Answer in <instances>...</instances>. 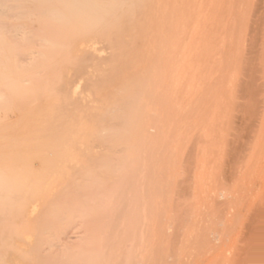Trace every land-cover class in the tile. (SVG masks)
I'll return each instance as SVG.
<instances>
[{
    "label": "rangeland",
    "instance_id": "374dc122",
    "mask_svg": "<svg viewBox=\"0 0 264 264\" xmlns=\"http://www.w3.org/2000/svg\"><path fill=\"white\" fill-rule=\"evenodd\" d=\"M127 1L131 2L129 3ZM98 3L100 8H102L100 14L104 16L101 20L102 27L104 28L100 26V31L97 29V31H94L95 33L93 31H85V33H87L85 34V42L89 43H85V51L87 52H85V58L89 57L88 59L94 58L93 60H95L94 62L90 60L92 65H89V63L85 65V67L89 66L85 68V76H80L77 71L74 76L71 78L69 77L70 73L73 75L74 71L77 69V53H71L76 52L74 49H78L77 42L73 41L72 44L71 41V43H69V35L39 30L40 23L42 22H39L36 17L31 18L32 21L29 23L31 30L29 32L27 30L18 31L17 33L6 31L1 35V37L7 40V46L5 52H3L4 55L1 54V56L11 57L12 63L10 69L14 71L15 80H17L15 83L3 86L0 89V96L5 95L9 98L16 96L21 99H28L22 104L25 108L21 109V112L24 114L26 113L25 115H21L15 105L16 102L12 104L5 103L3 108L0 109V128L3 125H8L9 131L12 132L15 137L17 135H22V140L21 137H16L18 138L17 143L25 144L28 141L30 142L34 134V137L40 136V129L38 127L36 129V126L30 125L32 121L33 124L36 122L35 124L39 126V124H41L39 120L43 117L41 115L50 113L52 108L54 109V105L58 98L62 99L65 97L63 100L68 101L67 104L69 106H64V113H66L68 111L66 107L70 109H73V107L75 108L76 105L74 106L73 103L74 99L77 98L76 94L80 93L78 90L85 92V99H89V103H86L85 100V171L88 169L86 171L87 175L90 173L94 175V178L91 180L92 183H90L88 178L85 179V183H87V185L85 184V191L88 190L87 193L85 192V196L90 193V196H87V198H89L88 201L92 198L89 203L85 200V210L87 212L88 210H92L91 215H93V220H95L92 221L93 223L91 222V226H86V228L89 227L90 229V232L86 231V236L91 235L94 238L97 237L94 240L95 242L93 241L94 238L89 237L92 239V244L90 245L93 246V242L94 244L96 243L97 245L93 247H96L95 249L98 248L100 252L97 254L96 252L98 250H94L93 247L92 249L96 252H91L93 250H91V248V251L88 249L90 245H86V247H88L85 248V259L87 258V261L91 260L93 262V260L98 257L99 259L94 261V264H98L97 261L102 260V257V264H123L122 260H124V264H130L128 258H130V260L132 258L131 264H136L135 262L139 260L136 256L139 255L140 261L138 262L140 264H154V261L155 264H165V262L166 264H216L217 259L218 261L221 260V258H219V252L221 251L226 252V255L221 253V257H225V260L222 259V264H231L232 262L236 264L238 261H234V257H230L232 255L234 256L233 252L235 251L236 255L238 254V246L239 258L237 257L236 260H242V262L244 260L245 262V258L243 257L245 253L247 255L248 252L245 248L247 246V241L249 244L257 243V246L255 244L256 248L254 247L255 249L251 251L250 254L248 253L246 261L252 262V264H264V61L261 60L264 58V52L262 51L264 49V25L262 24L264 23V0H110L100 1ZM106 9L110 10L106 12ZM116 9L117 11L119 9L121 10L117 12ZM8 21L16 23L14 19H8ZM251 21L257 23L255 24ZM251 25H253L252 28H250ZM125 26H127L128 30ZM260 29L262 30L261 33H259ZM255 30L260 34H256L257 40L255 38ZM96 38H99L98 41L99 44H102H100L102 50L99 49ZM165 42L167 44L166 49ZM41 44L43 45L40 46ZM106 47L108 49L107 51ZM249 49L252 52L251 55H249L251 53ZM87 50H91L92 53L91 51L88 53ZM94 51L97 52L95 53ZM63 52L66 57L63 54V60H61ZM107 52L109 53L108 55ZM104 53L109 59H105L106 56ZM98 55L99 57L97 59L95 56ZM252 55L255 57L253 58ZM21 57H24L23 59H25V61L22 60ZM247 57L248 59L252 57L251 59L255 60L256 65L253 63L254 60H244V58ZM247 60L249 62L245 63H247V65L249 63L250 65L248 66L244 63V61ZM26 62L27 64H25ZM29 65H31V67H29ZM247 68L251 69V71ZM253 69L255 70L254 73H252ZM115 71H117V73ZM63 73L66 74V78ZM91 73H93V76ZM135 73H137V75ZM95 74L97 79L94 77ZM253 74H255L256 78L253 80V83L257 88L256 90L259 91L257 92V96H255L254 99L251 98V100L249 98L251 96L249 92H247L249 91L247 88V81L250 80L249 77ZM75 75L79 77L77 78ZM80 77L85 79V81L81 80ZM110 78H113V80H110ZM71 79L73 82L79 80V84L77 82H74L75 85L73 84V87L75 86L76 89L75 87L73 89L71 88L72 90L68 94L66 92L63 93V91H58L66 82L71 83L68 82L72 81ZM223 81H225V83ZM243 81L244 83L246 81V83L242 84ZM85 82L89 83L85 85L83 84ZM84 85L86 86L85 88ZM87 85H90V89H86L88 88ZM79 86L80 88H78ZM237 86L239 87L237 88ZM244 87L246 89H244ZM241 88L244 89V92ZM119 90L121 92H119ZM91 91L93 95L89 96L92 94ZM115 91H117V93ZM122 91H125V93ZM69 94L72 96L67 98ZM240 96L241 98H239ZM93 98L96 100H93ZM69 101H71L72 104ZM90 101L95 105H92ZM251 101H254L253 106ZM122 102L124 104H122ZM254 105H256L257 108L260 107V109H257V111L256 107L253 109ZM114 106H119V110L118 108L115 109ZM112 107L118 112L122 110L117 116V119L120 116V122L118 120L116 121H118L119 124L122 122L123 125L120 124L121 126H118L117 124L118 130L113 129L115 131L110 130L116 128V125L111 126L110 124V130L106 128V122H103L100 126L101 129H104L103 126H105L108 130H101L102 133L105 131L106 136H111L110 132H113L115 134L112 133V135L116 137L117 131V134L120 135L119 137L117 135V138L126 139V141L124 139L122 143L120 141L121 145H119L120 143L118 141L120 139L118 140L115 138L114 141L116 143L115 146L113 145L112 150L117 153L114 154L113 152L111 153L110 150L112 143H114L110 139L111 137L108 140V137L105 136L109 143V147L107 148L104 146V140H102V146V142L100 143L101 140H99L100 138L98 139L96 137V132L99 131V116L103 115L102 118L109 116L107 114L114 110ZM26 108L28 110H25ZM107 109H109L108 113H106ZM247 109H249L248 114L246 113ZM33 111L34 113L36 111L38 113L34 114ZM117 111L115 112L118 113ZM30 112L32 113L31 115ZM115 112L113 114L110 113V117H112ZM148 114H150V116H148ZM96 115L97 117H94ZM28 116L29 118H27ZM246 117L251 118V124L248 122L250 121L248 120L249 118ZM109 118L107 117L104 120L107 121ZM122 118L126 119L123 120ZM110 120L112 124L116 122L113 117ZM113 120L115 122H113ZM119 131H123L124 133L122 134ZM40 133L42 134V132ZM102 133L101 135L103 136ZM122 135H126V137ZM251 136L252 138H250ZM92 138L94 139L92 140ZM90 146L93 152L91 150L89 151L90 148L87 150V147ZM94 147L100 148L99 150L102 152L101 155L104 153L106 158L109 157V161L112 159L111 154H113V156L116 155L113 159L119 162L115 161L116 165L119 164V166L115 165L117 170L114 173L117 182L115 179H113L115 182H110L108 179L112 177L110 170L112 167L114 168V164L105 161L106 158L103 157L104 155L101 156L99 150H94ZM103 148L104 150L106 148L110 153H107V150H105L106 153L103 152ZM122 149H126V151L124 150L125 152L123 153ZM238 149L239 151H237ZM87 151H89L88 154ZM35 154L36 152L33 153V155ZM97 154L98 157L96 158L95 156H97ZM233 155L235 158L233 157L232 160ZM94 157L96 160L98 158H105L104 165H100L102 161L100 160L101 162L99 163V159L98 161H94ZM88 158H92V161L88 160ZM122 158L123 163H120L122 162ZM93 161L97 163V167L94 166V169L93 166H90ZM105 162L108 165L112 164V167L111 165L108 167L110 168L108 174H105V172H107V169H104ZM234 164L237 166L236 168ZM64 169L67 170V175L72 174L67 166H65ZM190 170H193V173ZM64 173L65 172L60 173V177L66 176V173ZM98 173H101L102 177H98ZM44 174L52 175L51 172H45ZM104 175H106V177L108 175V181H106V183ZM109 175L111 177H109ZM96 178L98 179L97 181L95 180ZM99 179H103L104 181H100ZM98 181L102 183V186H100L101 183ZM108 182H113L114 184L112 183L113 185L107 186ZM222 183L223 185H221ZM106 186H110L111 188L108 189V193H106ZM88 188L93 194L89 192L90 190ZM102 192L106 193V195L103 193L105 198L103 196L100 197V193L102 194ZM216 194H218V197ZM180 196L183 197L181 198ZM100 199L104 200V202L102 201L101 203ZM172 199H176L174 201H178L177 204L174 203ZM224 199L227 202H225ZM187 200L190 201L188 202ZM219 200L224 206L220 205L221 207H219L216 205ZM222 201H224L225 204ZM98 202L102 204V207ZM88 204L92 205V209ZM96 204L99 205L101 213L98 211ZM173 204L175 205V209ZM124 205L127 206L125 207ZM187 205L190 206L187 207ZM150 207L157 210L150 209ZM101 209H103L106 214L103 213ZM178 209L181 210V212L183 211L185 215L192 212L194 216L190 214L187 215L188 217L185 216L187 219L184 217L180 219L182 214L180 213L179 216L177 215L180 212ZM176 210L179 212L177 214L174 213L172 216L171 213L176 212ZM98 212L99 215L105 214V222H103V216L102 219L98 218ZM117 213L122 214V216L120 215L121 221H119V223L117 221L118 225L115 223V221L119 219L116 218ZM215 213H217V217ZM150 214L154 216L152 217ZM219 214L221 216L220 221L218 217ZM91 215L89 216L90 220L92 219ZM95 216L96 219H94ZM170 216H172L173 219H171ZM117 217H119V215ZM209 218H215L217 223H219L217 227L219 228V225L222 224V229H219L220 231L217 232L216 227L215 233H212L213 228H211V230L210 227L213 223L214 227L216 226V220L214 219L211 221L210 219L207 222ZM100 220L103 224H101ZM172 220H176L180 225H182V223L186 225L188 221L191 222H188L190 226L187 224L186 227H180V225L177 226L175 221L172 222ZM86 221L87 219L85 220V224H87ZM221 221H224L225 224L223 225ZM170 222H172V229L170 232H167V230L169 231L170 229ZM114 223L118 228L115 229ZM98 224H101L103 227ZM256 224H258V227ZM199 225H202L205 231H201L200 228L202 229V227H199ZM261 225H263V228ZM112 226L114 228H112ZM191 226L192 228L190 229ZM96 228L98 229L96 230ZM173 228L176 229V232H174L179 237L174 235ZM180 228L182 229L181 238L180 234H178ZM225 228L227 229L224 231ZM197 229L198 231H196ZM254 229H256V235H258V232H260L259 230H261L260 234L262 233L263 240L259 237L256 238L257 241H255V237L257 236H255ZM232 232H234V234ZM170 233H173V235ZM130 235L133 238L131 243L134 244L132 245V247H134L132 249L130 248V250H126L130 244V240H132L130 239ZM169 236L170 240L168 238ZM211 236H215V238H213V240L215 239L214 241L210 238ZM174 237L180 238L181 243L177 242L179 247L173 242V240H178ZM215 241H217L216 244H214ZM170 242L176 245V249H178L177 253L175 252V246H172ZM201 242L203 244L202 247H200ZM210 242L211 246H208ZM179 243L181 245L186 243V247L185 245L181 246ZM169 244L173 249L169 247ZM213 244L214 246H212ZM227 244H229V246ZM101 245L102 247H100ZM165 247L168 250L165 249ZM259 248H261L260 251ZM248 249L249 248H247V250ZM125 250L131 253H124ZM249 250L252 249L250 248ZM171 251H173L174 255L171 254ZM254 252L258 253L255 254L254 259L252 257L250 258L251 255H254ZM90 253H96L97 257L95 259L93 257L92 259V256L95 254L90 257ZM141 254L144 256V259ZM127 255L133 257H127ZM163 256H165L164 259ZM170 257L172 259L174 258L175 262L171 260ZM216 257L217 259L215 260L214 258ZM184 258L187 259V263ZM87 261L85 260V264H88ZM199 261L200 263H198ZM230 261L232 262L230 263Z\"/></svg>",
    "mask_w": 264,
    "mask_h": 264
},
{
    "label": "bare ground",
    "instance_id": "6f19581e",
    "mask_svg": "<svg viewBox=\"0 0 264 264\" xmlns=\"http://www.w3.org/2000/svg\"><path fill=\"white\" fill-rule=\"evenodd\" d=\"M100 1H110V0H0V56L1 54H3V52H5V48L7 46V40L4 38V37H1V35H3L6 31H12V32H18V31H22V30H27L28 32L31 30V27L29 26V23H31V18L32 17H36L37 20L39 22H42L40 23V28L39 30L43 31V32H54V33H57V34H62V35H69L70 37L68 38V41L69 43H71L72 41V44H73V41L77 42V48L78 49H74V51L76 52H71L72 54L73 53H77V58H78V64H77V69L74 71L73 75H71L70 73V78L72 76H74V74L79 73L80 76H85V68L86 67H89V66H86L88 63L89 65H92L91 64V61H95L93 59H88V58H85V31H97V29L99 30L100 26L101 28H104L102 27V22L101 20L104 18V16H102L100 14V11L102 10V8H100V5L98 2ZM117 1V0H116ZM136 1V0H135ZM238 1V0H237ZM263 1V0H262ZM119 2V1H118ZM127 2H131V1H127ZM127 2H124V3H127ZM117 3V2H116ZM123 3V4H124ZM122 4V5H123ZM186 5V4H185ZM261 5V4H260ZM126 6V5H125ZM114 7V6H113ZM121 7V5H120ZM178 7V6H177ZM119 8V7H118ZM170 8V7H169ZM126 9V7H125ZM258 9V8H257ZM110 10V9H109ZM108 9H106V12L109 11ZM121 10V9H119ZM118 10V11H119ZM117 11V9H116ZM115 11V13H116ZM117 11V12H118ZM255 12V11H254ZM114 13V11H113ZM257 14V12H256ZM111 15V14H110ZM258 16V15H257ZM263 16V15H262ZM118 17V15H117ZM256 17V16H254ZM169 18V17H168ZM261 18V17H260ZM8 19H14L16 20V23L14 22H11V21H8ZM260 20V19H259ZM263 20V19H262ZM114 21V20H113ZM258 21V20H257ZM261 21V20H260ZM170 22V21H169ZM253 23H255V21H251ZM259 22V21H258ZM262 22V21H261ZM257 23V22H256ZM255 23V24H256ZM37 24V23H35ZM259 24V23H258ZM257 24V26H258ZM264 25V23H262ZM254 25V24H253ZM250 28H252V26ZM33 27V26H32ZM126 29H127V26H125ZM259 27V26H258ZM255 28V27H254ZM253 28V30H254ZM125 29V30H126ZM160 29V27H159ZM128 30V29H127ZM37 31V30H36ZM100 31V30H99ZM257 30H255V38L257 40V37H256V34L258 32H256ZM261 29H260V32L261 33ZM38 32V31H37ZM237 32V31H236ZM252 32V31H250ZM254 32V31H253ZM95 33V32H94ZM258 33V35H260ZM7 34V33H6ZM5 34V36H6ZM27 34V33H26ZM97 34V32H96ZM114 34V33H113ZM254 34V33H253ZM91 35V34H90ZM235 35V34H234ZM264 35V33H263ZM17 38V37H16ZM19 38V37H18ZM30 38V37H29ZM92 38V36H91ZM160 38V36H159ZM254 38V40H255ZM260 38V37H259ZM35 39V38H34ZM37 39V38H36ZM97 39V38H96ZM99 39V38H98ZM98 39L96 40L98 43L97 45L99 44V41ZM128 39V38H127ZM18 40V39H17ZM32 40V38H31ZM38 40H41V39H38ZM43 40V39H42ZM93 40V39H92ZM103 40V39H102ZM114 40V39H113ZM129 40V39H128ZM252 40V39H251ZM46 41V40H45ZM263 41V40H262ZM33 42V41H32ZM35 42V41H34ZM42 42V41H41ZM44 42V41H43ZM61 42V41H60ZM114 42V41H113ZM62 43V42H61ZM157 43V42H156ZM253 43V41H252ZM64 44V43H63ZM86 44H89V43H86ZM94 44V42H93ZM101 44V43H100ZM100 44H99V49L100 48ZM114 44V43H113ZM116 44V43H115ZM171 44V43H170ZM43 44H41L40 46H42ZM47 45V43H46ZM57 45V44H56ZM96 45V47H97ZM102 45V44H101ZM107 45V44H106ZM165 49L167 48V44L165 42ZM37 46V45H36ZM65 46V45H64ZM104 46V45H103ZM50 47V46H49ZM74 47V46H73ZM76 47V45H75ZM74 47V48H75ZM95 47V48H96ZM105 47V46H104ZM108 47V46H107ZM106 47V51L108 50ZM170 47V46H169ZM235 47V46H234ZM37 48V47H35ZM45 48V47H44ZM64 48V47H63ZM227 48V47H226ZM252 48V46H251ZM91 49V47H90ZM94 49V48H92ZM261 49V48H260ZM66 50V49H65ZM63 50V51H65ZM97 50V49H96ZM102 50V49H101ZM71 51V50H70ZM88 53L91 51L87 50ZM98 51V50H97ZM96 51V52H97ZM244 51V50H243ZM242 51V52H243ZM264 52V49L262 50ZM21 52V51H20ZM62 52V50H61ZM95 52V51H94ZM93 52V53H94ZM95 52V53H96ZM105 52V50H104ZM249 52H251V50L249 49ZM16 53V52H15ZM87 53V52H86ZM92 53V51H91ZM100 53V51H99ZM98 53V54H99ZM63 54L64 52L62 53V59L63 60ZM109 53L107 52V55ZM252 52L249 54L251 55ZM4 55V54H3ZM41 55V54H39ZM47 55V54H46ZM65 55V54H64ZM95 55V54H93ZM100 55V54H99ZM98 56H95L97 59H98ZM105 55V53H104ZM107 55H105V59L109 57H107ZM254 55V53H253ZM252 57L254 58L255 56ZM19 56V55H18ZM72 56V55H71ZM88 56V55H87ZM125 56V55H124ZM20 57V56H19ZM54 57H55V54H54ZM66 57V55H65ZM64 57V58H65ZM157 57V56H156ZM251 57V58H252ZM264 57V55H263ZM22 60L25 61V59H23L24 57H21ZM61 58V57H60ZM59 58V59H60ZM71 58V57H70ZM75 58V57H74ZM76 58V59H77ZM154 58V57H153ZM248 57L247 58H244L245 59H248L249 61H251L252 59ZM47 59V58H46ZM58 59V60H59ZM107 59V61H108ZM21 60V59H19ZM54 60V59H53ZM57 60V61H58ZM91 60V61H90ZM154 60V59H153ZM244 61L245 62H249V61ZM254 60V59H253ZM252 60V61H253ZM264 61V58L261 59ZM27 61V60H26ZM87 61V62H86ZM106 61V62H107ZM17 62V60H16ZM56 62V61H55ZM54 62V64H55ZM62 62V61H61ZM92 62V63H93ZM100 62V61H99ZM11 63H12V59L10 56H1L0 57V89L3 87V86H7V85H10L11 83H15V73L14 71H12L10 68H11ZM23 63V62H22ZM52 63V62H51ZM63 63V62H62ZM105 63V62H104ZM243 63V65H244ZM255 64V60L253 62ZM21 64V63H20ZM27 64V62L25 63ZM252 64V63H251ZM252 64V65H254ZM17 65V64H16ZM38 65V64H37ZM73 65V64H71ZM103 65V64H102ZM245 65H247V63H245ZM248 65H250L248 63ZM247 65V66H248ZM251 65V66H252ZM256 65V64H255ZM24 66V65H23ZM57 66V65H56ZM62 66V65H61ZM64 66V65H63ZM62 66V67H63ZM108 66V65H107ZM246 66V67H247ZM264 66V65H263ZM18 67V66H17ZM29 67H31V65H29ZM47 67V66H46ZM44 67V68H46ZM53 67V66H52ZM51 67V68H52ZM65 67V66H64ZM93 67V66H92ZM91 67V68H92ZM142 68V67H141ZM250 68V67H249ZM253 68V66H252ZM20 69V68H19ZM56 69V68H55ZM64 69V68H63ZM69 69V68H68ZM131 69V67H130ZM243 69V68H242ZM248 69V68H247ZM263 69V68H262ZM28 70V69H26ZM39 70V69H38ZM48 70V69H47ZM62 70V69H60ZM73 70V69H71ZM88 70V69H87ZM94 70V69H92ZM109 70V69H108ZM251 71V69H248ZM30 71V70H28ZM27 71V72H28ZM53 71H54V68H53ZM91 71V70H90ZM135 71V70H134ZM254 73V69L252 70ZM40 72V71H38ZM49 72V71H48ZM96 72V71H95ZM117 73V71H115ZM224 72V71H223ZM257 72V71H256ZM97 73V72H96ZM121 73V72H120ZM231 73V71H230ZM251 73V72H250ZM36 74V73H35ZM93 73H91L92 75ZM137 75V73H135ZM49 75V74H48ZM53 75V74H52ZM51 75V76H52ZM55 75V74H54ZM63 75H65V78H66V74L63 73ZM90 75V74H89ZM100 75V74H99ZM118 75V74H117ZM121 75V74H119ZM259 75V74H258ZM263 75V73H262ZM67 76V77H68ZM77 76V78L79 77L78 75H75ZM93 76V75H92ZM102 76V75H101ZM24 77V76H23ZM64 77V76H63ZM96 79V74L94 76ZM104 77V76H103ZM117 77V76H116ZM227 77V76H226ZM64 78V80H65ZM262 78V77H261ZM63 79V78H62ZM81 80L85 81V79H82V77H80ZM246 79V78H245ZM249 81H247V86L244 85L245 87L248 88L249 91V94L251 97H249L250 99H254L255 96H257V91L254 83H253V80L256 79L255 78V74L253 75H250L249 77ZM68 80V79H67ZM72 80V79H71ZM89 80V79H88ZM110 80H113V78H110ZM165 80V79H164ZM242 80V79H240ZM53 81V80H52ZM96 81V80H94ZM98 81V80H97ZM167 81V80H166ZM245 81V83H246ZM68 82H71V83H67L65 85H63L60 89H58V91H63L66 92L67 94L71 92V90L75 87H73V84L74 82H77L79 84V80L77 81H68ZM152 82V80H151ZM225 83V81H223ZM249 82V83H248ZM56 83V82H55ZM65 83V81H64ZM87 82L83 83L86 85ZM89 83V82H88ZM87 83V84H88ZM100 83V82H98ZM114 83V82H113ZM162 83V82H160ZM244 81L242 82V84H245ZM72 84V86H71ZM77 84V85H78ZM70 85V86H69ZM75 85V84H74ZM82 85V84H81ZM84 85V88L86 87ZM162 85V84H161ZM44 86V85H43ZM117 86V85H116ZM119 86V85H118ZM225 86V85H224ZM242 86V85H241ZM263 86H264V83H263ZM88 88L86 89H90V85L88 86ZM239 86H237L238 88ZM244 87V89H246ZM72 88V89H71ZM80 88V86L78 87ZM260 88V87H259ZM76 89V87H75ZM83 89V87H82ZM243 89V88H241ZM240 89V91H241ZM244 89L242 90L244 92ZM85 90V89H84ZM224 90V89H223ZM80 91L79 94H76L77 98L74 99V106L75 108L73 107V109H70V108H67L66 109L68 110L66 113H64V106H69L67 104L68 101H64L63 99L65 98H62V99H59L56 101L55 105H54V109L52 108L51 112L48 113L47 115L44 114V115H41L43 116L40 121L41 124H39V126H37L34 122L33 124V121L30 123V125H34L36 126V129L37 127L40 129L39 130V135L40 136H37V137H34L32 136V140H30V142L28 141L27 143L25 144H21V143H17V139L21 136L17 135L16 138L15 135L10 132L9 130V126L8 125H3L1 128H0V264H85V260L87 261V258L85 259V248H88L86 247V245H90L92 244V239L90 238H94L92 237L91 235L89 236H86L87 232H90L89 230V227L86 228V226H91V222L92 221H95L93 220V215H91V211L92 210H88V212L85 210V204L86 202L88 201L89 198H87V196L89 197L90 196V193L87 194V196H85V192L87 193L88 190L85 191V184L87 185V183H85V179L88 178L90 180V183L91 180L94 178V175L93 174H89L87 175V170L85 171V100H86V103L88 102L89 103V99H85V92H82L81 90H78ZM117 93V91H115ZM119 92H121L119 90ZM123 92V91H122ZM87 93V91H86ZM92 94H90L89 96L93 95V92L91 91ZM125 93V91L123 92ZM240 93V92H238ZM238 93H237V96H238ZM260 93V92H259ZM60 94V93H58ZM74 94V93H73ZM88 94V93H87ZM243 94V93H242ZM245 94V93H244ZM264 94V93H263ZM119 95V94H118ZM62 96V94H61ZM65 96V94H64ZM72 96V95H71ZM70 94L68 95L67 98H70L71 97ZM87 96V97H89ZM115 96V95H113ZM249 96V95H248ZM247 96V97H248ZM263 96V95H262ZM93 97V96H92ZM117 97V96H116ZM243 97V96H242ZM19 98V97H18ZM16 96L15 97H12V98H9L8 96L6 97L5 95H1L0 96V109L3 108V106L5 105V103H9V104H12V103H15L17 109L20 111L21 115H25L23 112H21V109L22 108H25L22 106L23 102L26 101L28 98H19L18 99ZM110 98V97H109ZM156 98V97H155ZM204 98V97H203ZM202 98V99H203ZM241 98V96L239 97ZM248 98V99H249ZM95 98H93L94 100ZM111 99V98H110ZM251 99V100H252ZM69 100V99H68ZM96 100V99H95ZM119 100V99H118ZM117 100V101H118ZM72 101V100H71ZM69 101L71 104L72 102ZM121 101V100H119ZM127 101V100H126ZM238 101V100H237ZM236 101V102H237ZM255 101V100H254ZM254 101L252 103V106L254 104ZM91 102V101H90ZM94 102V101H93ZM110 102V101H109ZM124 102V101H123ZM122 102V104H124ZM259 102V101H258ZM261 102V100H260ZM127 103V102H126ZM250 103V102H249ZM65 104V105H64ZM92 105H95L91 102ZM239 104V103H238ZM263 104V103H262ZM261 104V105H262ZM42 105V104H41ZM129 105V104H128ZM123 106V105H122ZM120 106V107H122ZM149 106V105H148ZM240 106V105H239ZM133 107V106H132ZM256 107V105H254L253 109ZM37 108V107H36ZM113 108V107H112ZM115 109L118 108L119 110V106H114ZM113 108V109H114ZM202 108V107H201ZM246 108V107H245ZM249 108V107H248ZM250 108H251V105H250ZM39 109H42V108H39ZM65 109V111H66ZM92 109V108H91ZM113 110L111 111L110 109V113H114L115 111L117 110ZM123 109V108H121ZM129 109V108H128ZM237 109V108H236ZM253 109H252V112H253ZM257 109H260L256 107V111ZM7 110V109H6ZM25 110H28L27 108ZM37 110V109H35ZM88 110V108H87ZM108 110L106 111V113H108ZM248 110L246 111V113L248 114ZM87 112V111H86ZM118 112V111H117ZM122 112V110H121ZM120 111L118 113L115 112V114L112 116L114 118V120H118L120 122V116L118 117L117 119V116L118 114L121 113ZM129 112V111H127ZM255 112V111H254ZM34 113V111H33ZM36 114L38 113L37 111L35 112ZM34 113V114H35ZM41 113V112H40ZM91 113V112H90ZM94 113V112H93ZM105 113V114H106ZM110 113H108L107 115L109 116H106L104 115L105 118H102V116H99V126L100 124H102L103 122H106V128L110 130L111 126H115L116 125V128H112V130L110 131H115L113 129H117V124L118 126L120 124L123 125V123L121 122L119 124L118 121H114L115 122L114 124L111 123V118L110 117ZM203 113V112H202ZM32 113L30 112V115ZM43 114V113H42ZM94 114H97V113H94ZM242 114V113H241ZM246 114V115H247ZM261 114V113H260ZM88 115V114H87ZM116 115V116H115ZM202 115V114H200ZM210 115V114H209ZM91 116V115H90ZM148 116H150V114H148ZM244 116V115H242ZM34 117V116H33ZM94 117H97L94 116ZM109 118L106 120V118ZM116 117V119H115ZM126 117V116H125ZM132 117V115H131ZM29 118V116L27 117ZM93 118V117H92ZM239 118V117H238ZM246 118H249L248 122H250V124L252 123L251 121V118L250 117H246ZM33 119V118H32ZM103 119V121H102ZM123 119V118H122ZM121 119V120H122ZM126 119V118H125ZM123 119V120H125ZM245 119V118H244ZM200 120V119H199ZM231 120V119H230ZM26 121V120H25ZM234 121V120H233ZM241 121V120H240ZM125 122V121H124ZM128 122V121H127ZM126 122V123H127ZM230 122V121H229ZM236 122V121H235ZM247 123V121H246ZM98 124V123H97ZM111 124V126H110ZM128 124V123H127ZM126 125V124H124ZM183 125V124H182ZM22 126V124H21ZM33 126V127H34ZM98 126V125H97ZM98 126V129L99 131L96 132V137L101 140L100 143L102 142V146H103V141L105 142L104 146L109 147V143H108V140L109 138L114 142L112 143V146L110 147V150H111V153L113 152L114 153H117L115 151L112 150V147L113 145L115 146V138H117V131H116V137H114V135H112V133L110 132L111 136H106L105 134V131L102 133L101 130H107L105 128V126H103L104 129H101V126L99 127ZM121 126V125H120ZM110 127V128H109ZM249 127V126H248ZM251 127V125H250ZM35 128V127H34ZM33 128V130H34ZM123 128V127H122ZM203 128V127H201ZM256 128V127H255ZM128 129H129V126H128ZM32 130V129H31ZM118 130V129H117ZM121 130V129H120ZM124 130V129H122ZM186 130V129H185ZM18 131V130H17ZM108 131V130H107ZM42 132V134L40 133ZM120 133H124L123 131H119ZM118 132V133H119ZM149 132V131H148ZM163 132V131H162ZM101 133L103 134V136L101 135ZM164 133V132H163ZM115 134V133H113ZM153 134V133H152ZM151 134V135H152ZM256 134V133H255ZM109 135V134H107ZM95 136V135H94ZM101 136V137H100ZM108 137V140L107 138ZM120 135H118L119 137ZM123 136V135H122ZM164 136V135H163ZM199 136V134H198ZM219 136V135H218ZM233 136V135H232ZM95 137V138H96ZM103 137V138H102ZM114 137V139H113ZM123 137H126L123 136ZM162 138V137H161ZM235 138V137H233ZM252 138V136L250 137ZM255 138V137H254ZM23 139V137H21V140ZM94 138H92L93 140ZM120 143L124 142V139L123 138H117ZM20 140V141H21ZM97 140V141H99ZM172 140V139H171ZM236 140V139H235ZM234 140V141H235ZM95 141V140H94ZM126 141V139H125ZM92 142V141H91ZM200 142V141H199ZM118 143V144H119ZM121 143L119 145H121ZM175 143V142H174ZM107 144V145H106ZM233 144V143H232ZM249 144V143H247ZM91 145V144H90ZM95 145V144H94ZM111 145V144H110ZM117 145V144H116ZM146 145V144H145ZM243 145V144H242ZM250 145V144H249ZM101 146V144H100ZM232 146V145H231ZM99 147V146H98ZM118 147V146H117ZM239 147V146H238ZM245 147V146H244ZM247 147V146H246ZM90 148V149H89ZM94 147V150H97L98 148ZM105 148V150H107ZM179 148V147H178ZM229 148V147H228ZM249 148V147H248ZM89 149V151L93 150L91 149V146L90 147H87V150ZM100 149V148H99ZM98 149V150H99ZM102 149V147H101ZM234 149H235V146H234ZM241 149V148H240ZM244 149V148H243ZM104 148H103V152H105ZM116 150V149H115ZM120 150V149H119ZM126 151V149H122L123 153ZM229 150V149H227ZM89 151H87V154L89 153ZM166 151V150H165ZM239 151V149L237 150ZM241 151V150H240ZM246 151V150H245ZM36 152V156L33 155V153ZM93 152V151H92ZM109 151L107 150V153ZM155 152V151H154ZM206 152V151H205ZM216 152V151H215ZM102 152H100L99 150V154L101 155ZM106 153V152H105ZM110 153V152H109ZM229 153V152H228ZM94 154H95V151H94ZM112 155V159L114 158V155ZM104 155V153L102 154ZM101 155V156H102ZM107 155V154H106ZM109 155V154H108ZM35 156V157H33ZM91 156V154H90ZM165 156V155H164ZM239 156V155H238ZM92 157V156H91ZM96 158L98 157V154L97 156H95ZM94 157V161H98L99 159V163L101 162V166L104 165V159L106 158L105 155L103 157L105 158H98L96 160V158ZM192 157V156H191ZM195 157V156H194ZM230 157H231V154H230ZM233 157L234 155L232 156V160H233ZM240 157V156H239ZM109 158V157H108ZM108 158L105 159V161H109ZM118 158V157H117ZM124 158V157H123ZM123 158H122V162L120 163H123ZM227 158V157H226ZM235 158V157H234ZM92 159V158H91ZM90 158H88V160L92 161ZM109 161V162H112V164H114V168L112 167V164L111 167L112 169L110 170L111 171V175L112 177L109 175V177L111 178H108V175L105 178V183L106 181H114L116 180V178L114 176H116L114 173L116 172L117 168H115V159H113V161ZM121 159V158H119ZM190 159V158H189ZM231 159V158H230ZM241 159V158H240ZM101 160V161H100ZM195 160H196V157H195ZM209 160V159H208ZM228 160V159H227ZM231 160V161H232ZM235 160V159H234ZM242 160V159H241ZM94 161L92 162V164L90 165L91 167L93 166V169H94V166L97 167V163ZM191 161V159H190ZM236 161V160H235ZM243 161V160H242ZM118 162V161H117ZM213 162V160H212ZM103 163V164H102ZM119 163V162H118ZM164 163V162H163ZM211 163V162H210ZM225 163V161H224ZM168 164V163H167ZM188 164H189V161H188ZM223 164V163H222ZM107 165V167H106ZM110 165L106 164L105 162V168L104 169H107V172H105V174L109 173V169L108 168ZM119 166V164H117ZM116 165V166H117ZM121 165V164H120ZM123 165V164H122ZM190 165V164H189ZM65 166L68 167V169H70L71 173L72 174H69L67 175V170L64 169ZM172 166V165H171ZM187 166V165H186ZM235 168L237 167L235 164H234ZM100 167V166H99ZM193 167V166H192ZM224 167V166H223ZM101 169V167H100ZM102 169V170H104ZM180 169V168H179ZM183 169V167H182ZM181 169V170H182ZM190 169H191V166H190ZM218 169V168H217ZM223 169V168H222ZM225 169V168H224ZM228 169V168H227ZM232 169V168H231ZM97 170V169H96ZM101 170V171H102ZM114 170V171H113ZM185 170V168H184ZM188 170V169H187ZM100 171V172H101ZM113 171V173H112ZM191 171V170H190ZM45 172H51L52 175H47V174H44ZM62 172H65L64 174L66 176H61L60 177V173ZM86 172V174H85ZM89 172V171H88ZM104 172V171H103ZM193 173V170L191 171ZM221 172V171H220ZM93 173V172H92ZM227 173V171H226ZM225 173V174H226ZM231 173V172H230ZM56 174V175H55ZM95 174V173H94ZM97 174V173H96ZM179 174V173H178ZM232 174V173H231ZM236 174V173H235ZM180 175V174H179ZM182 175V174H181ZM186 175V174H185ZM96 176V175H95ZM102 177L101 173L99 174L98 173V177ZM156 176V174H155ZM189 176V175H187ZM186 176V177H187ZM221 176V174H220ZM90 177V178H89ZM97 177V178H98ZM158 177V176H157ZM192 177V176H191ZM95 179L96 181L98 179ZM108 178V179H107ZM164 178V176H163ZM176 178V177H175ZM182 178V177H181ZM101 179V180H103ZM115 179V180H113ZM183 179V178H182ZM199 179V178H198ZM241 179V178H240ZM100 180V179H99ZM100 180V181H101ZM103 180V181H104ZM127 180V179H126ZM188 180V178H187ZM192 180V179H191ZM218 180V179H217ZM236 180V179H235ZM95 181V182H96ZM102 181V182H103ZM183 181V180H182ZM190 181V180H189ZM99 182V181H98ZM117 182V180H116ZM101 183V182H99ZM113 183V182H112ZM112 183H109L107 184L108 185H111ZM224 183V182H223ZM223 183L221 185H223ZM114 184V183H113ZM112 184V185H113ZM151 184V183H150ZM89 186V185H88ZM98 186V185H97ZM102 186V183L101 185ZM104 186V185H103ZM105 187V189H107L106 193H108V189H111L110 186L109 187ZM92 187V186H91ZM181 187V186H180ZM197 187V186H196ZM220 187V186H219ZM90 188V187H89ZM88 188V189H89ZM99 188V187H98ZM226 188V187H225ZM229 188V187H228ZM240 188V186H239ZM219 189V188H218ZM221 189V188H220ZM90 190V189H89ZM184 190V189H183ZM212 190V189H211ZM228 190V189H227ZM103 191V190H102ZM110 191V190H109ZM222 191V190H221ZM89 192L92 193V191L90 190ZM177 192V191H176ZM192 192V190H191ZM223 192V191H222ZM103 193L105 192H102V194L100 193V197L103 196ZM105 193V195H106ZM126 193V192H125ZM159 193V192H158ZM127 194V193H126ZM192 194V193H191ZM163 195V194H162ZM186 195V193H185ZM152 196V195H151ZM187 196V195H186ZM192 196V195H191ZM190 196V198H191ZM216 196L218 197V194H216ZM99 197V196H98ZM104 197V196H103ZM181 198L183 196H180ZM210 197V196H209ZM105 198V197H104ZM189 198V197H188ZM92 198H90L91 200ZM127 199V197H126ZM212 199V197H211ZM230 199V198H229ZM86 200V202H85ZM89 200V201H90ZM125 200V199H123ZM176 200V199H174ZM172 199V201H174ZM178 200H179V197H178ZM184 200V199H183ZM223 200V199H221ZM243 200V199H242ZM88 201V203H89ZM99 201V200H98ZM102 201L104 202V200H101L100 199V202L102 203ZM129 201V200H128ZM180 201V200H179ZM188 202L190 200H187ZM225 201V199H224ZM222 201V202H224ZM178 202V201H177ZM177 202L174 201V203L177 204ZM227 202V201H225ZM224 202V204H225ZM235 202V201H234ZM99 203V202H98ZM99 203V205L102 207V204ZM200 203V202H199ZM219 203V204H218ZM157 204V203H156ZM262 204V203H261ZM99 205L96 204V207H98V211L100 212L99 210ZM174 205V204H173ZM180 205V203H179ZM219 207H221L223 204H221L220 200L219 202H217V204ZM221 205V206H220ZM88 206L91 208L92 205L88 204ZM106 206V205H105ZM125 207L127 205H124ZM123 206V207H124ZM190 206V205H187V207ZM192 206V204H191ZM224 206V205H223ZM228 206V204H227ZM235 206V205H234ZM88 207V209H89ZM193 207V206H192ZM215 208V207H214ZM92 209V208H91ZM96 209V208H95ZM104 209V208H103ZM101 209V210H103ZM118 209V208H117ZM150 209H153L152 207H150ZM165 209V208H164ZM174 209H175V205H174ZM181 209V207H180ZM190 209V208H189ZM228 209V208H227ZM106 210V209H105ZM125 210V209H124ZM123 210V211H124ZM153 210H157V209H153ZM159 210V209H158ZM179 210V209H178ZM176 210V212H173L171 213L172 216L174 213H179L177 214L178 216L180 215V213L182 214L180 219H182V217L186 218L187 219V215H190L192 214L189 213L187 215L183 214L184 212L181 210ZM225 210V208H224ZM85 211H86V214H85ZM167 211V210H166ZM165 211V212H166ZM173 211V210H172ZM228 211V210H227ZM226 211V212H227ZM99 212L97 213V215H99ZM119 212V210H118ZM156 212V211H155ZM101 213V212H100ZM103 213L104 210H103ZM120 213H121V210H120ZM120 213H117V216L119 215V217L116 216V218H119L116 220L115 218V223L117 224V221L119 223L120 220V215L122 216V214ZM154 213V212H153ZM164 213V212H163ZM106 214V213H105ZM105 214L104 215H99L98 218L102 219V216L104 218V221L105 222ZM147 214V213H146ZM216 214V217H217V213ZM92 216V219L90 220L89 219V216ZM152 215V214H150ZM184 215V216H183ZM193 215V214H192ZM223 215V214H222ZM86 216V217H85ZM149 216V215H148ZM154 215H152L153 217ZM171 217V219H173V217ZM187 216V217H185ZM194 216V215H193ZM261 216V215H260ZM88 217V218H87ZM107 217V216H106ZM177 217V216H176ZM215 217V218H216ZM219 221L221 220V216L219 214ZM235 217V216H234ZM91 218V217H90ZM179 218V217H177ZM194 218V217H193ZM192 218V219H193ZM202 218V216H201ZM205 218V216H204ZM215 218H209L207 220V222L211 219L214 220ZM239 218V217H238ZM87 219V224H85V220ZM96 219V216L95 218ZM154 219V218H153ZM189 219V218H188ZM223 219V218H222ZM243 219V218H242ZM89 220V221H88ZM190 220V219H189ZM216 220V219H215ZM224 220V219H223ZM98 221V220H97ZM159 221V220H158ZM175 221L176 225L179 226L180 224H178L179 222H176V220H172V222ZM187 221V220H185ZM184 221V223H185ZM204 221V220H203ZM101 222V220H100ZM103 222H101V224H103ZM149 222V221H148ZM170 222V224L172 223ZM183 222V221H181ZM189 223L191 221H188ZM188 222L186 223V225L188 224ZM200 222V221H199ZM205 222V221H204ZM214 222V221H213ZM222 222V221H221ZM89 223V225H88ZM93 223V222H92ZM114 223V226L116 225ZM201 223V222H200ZM223 225L225 224L224 221L222 222ZM101 224H98L100 226H102ZM107 224V223H106ZM202 224V223H201ZM212 224V223H211ZM219 223H217V220H216V226L214 227V223H213V227L211 226V228H213V232L212 233H215V228L217 227ZM253 224V223H252ZM95 225V224H94ZM97 225V227H98ZM118 225V224H117ZM169 225V224H168ZM185 224L182 223V225H180V227H183L185 226ZM203 225V224H202ZM202 225L199 227H202ZM222 224H220L219 228L217 227L216 230L217 232L220 231L222 229L221 227ZM249 225V224H248ZM251 225V224H250ZM260 225V224H259ZM93 226V224H92ZM172 224L170 225V229L169 231L167 230V232H170V230L172 229L171 228ZM175 226V225H174ZM188 226H190V224H188ZM193 226V225H192ZM192 226L190 227V229L192 228ZM208 226V224H207ZM234 226V225H233ZM256 226L258 227V224H256ZM262 228H263V225H261ZM96 227V226H94ZM103 227V226H102ZM101 227V228H102ZM153 227V226H152ZM256 227V229H257ZM91 228V227H90ZM100 228V227H99ZM112 228H114L112 226ZM118 228V226H115V229ZM151 228V227H150ZM165 228V227H164ZM189 228V227H188ZM205 228H206V225H205ZM228 228V227H227ZM225 228L224 231L227 229ZM88 229V230H87ZM98 228H96L97 230ZM175 228H173V233L175 236H178L177 234H175L176 232V229L174 230ZM178 229V227H177ZM185 229V228H184ZM183 229V230H184ZM220 229V230H219ZM256 229L255 230V241L256 238H259L261 237V239L263 240L262 238V233L260 234L261 230H259L260 232H258V235H256ZM261 229V228H260ZM93 230V229H91ZM155 230V229H154ZM162 230V229H160ZM189 230V229H188ZM200 230L202 231H205L204 230V227H202V229L200 228ZM209 230V231H211ZM247 230V228H246ZM87 231V232H86ZM94 231H95V228H94ZM100 231V229H99ZM113 231V230H112ZM115 231V230H114ZM175 231V232H174ZM198 231V229L196 230ZM231 231V230H229ZM248 231V230H247ZM101 232V231H100ZM153 232V231H152ZM161 232V231H160ZM166 232V233H167ZM172 232V231H171ZM264 232V231H263ZM112 233V232H111ZM173 233L171 235H173ZM182 233V229L180 228L179 231H178V234H180V238H181V234ZM209 233V232H208ZM211 233V232H210ZM221 233V232H220ZM225 233V232H224ZM234 234V232H232ZM204 234V232H203ZM207 234V233H205ZM254 234V232H253ZM260 234V236H259ZM101 235V233H100ZM113 235V233H112ZM128 235V234H127ZM202 235V234H201ZM200 235V236H201ZM94 236V235H93ZM151 236H152V233H151ZM199 236V237H200ZM227 236V235H226ZM231 236V235H230ZM90 237V238H89ZM130 244L129 246L126 248V250H130V248L132 249V244L131 241H133V238L132 236L130 235ZM155 237V236H154ZM179 237V236H178ZM206 237V236H205ZM97 238V237H96ZM94 238L93 241L96 239ZM106 238V237H105ZM129 238V237H128ZM153 238V237H152ZM169 240H170V236L168 237ZM173 238V237H172ZM175 238V237H174ZM180 238H175V239H178L177 241L173 240V242H175L177 245L178 243L177 242H180ZM204 238V236H203ZM209 238V237H208ZM213 240V238H215V236H211L210 237ZM210 238H209V241H210ZM86 239V240H85ZM245 239V238H244ZM91 240V241H90ZM99 240V239H98ZM156 240V239H155ZM184 240V239H183ZM219 240V239H218ZM221 240H222V237H221ZM251 240V239H250ZM249 240V241H250ZM104 241V240H103ZM143 241V240H142ZM153 241V239H152ZM185 241V240H184ZM201 241V239H200ZM211 241V242H212ZM227 241V240H226ZM232 241V239H231ZM253 241V242H255ZM95 242V241H94ZM93 242V246L94 245H97L96 243L94 244ZM163 242V240H162ZM161 242V243H162ZM207 242V241H206ZM210 243H208V246H211ZM217 241L214 242V244H216ZM220 242V241H219ZM251 242V241H250ZM87 243V244H85ZM99 243V242H98ZM135 243V242H134ZM171 243V242H170ZM181 243V242H180ZM179 243V244H180ZM184 243V242H182ZM193 243V242H192ZM213 243V242H212ZM229 243V242H228ZM246 251L247 252V255L245 253L244 257L245 258V262L243 260H236L237 257L239 258V247L237 246L238 250H237V255H236V251L233 252L234 256L232 255L230 258L234 257V261H238L236 264H252V262H248L246 261V256H248V253L250 254L251 251H253L256 247H255V244L257 246V243H253V244H249L247 241H246ZM139 244V242H138ZM153 244V243H152ZM165 244V243H164ZM172 244V243H171ZM189 244V243H188ZM194 244V243H193ZM206 244V243H204ZM214 244L212 246H214ZM218 244V243H217ZM230 244V243H229ZM229 244H227L229 246ZM136 245V244H135ZM168 245V244H167ZM166 245V246H167ZM170 245V244H169ZM181 245V244H180ZM182 245H185L186 247V243L185 244H182ZM181 245V246H182ZM190 245V244H189ZM207 245V244H206ZM205 245V246H206ZM251 245V246H249ZM93 246H89V250L91 248V250H98L95 249L96 247H93ZM172 246H175V252L177 253V250L176 249V245H173ZM203 244L201 242V246L202 247ZM226 246V245H225ZM93 247V249H92ZM102 247V245L100 246ZM170 248L171 245L169 246ZM168 247V248H169ZM179 247V245L177 246ZM184 247V246H183ZM189 247V246H188ZM218 247V246H217ZM255 247V248H254ZM211 248V247H210ZM235 248V249H237ZM247 248H251L252 250H247ZM152 249V248H151ZM165 249H167L165 247ZM173 249V248H172ZM199 249V248H198ZM234 249V250H235ZM90 250V251H91ZM91 251V252H96V251ZM125 250L124 253H129ZM168 250V249H167ZM171 250V249H170ZM216 250V249H215ZM233 250V251H234ZM258 250V249H257ZM261 250V248H259V251ZM163 251V250H162ZM186 251V250H185ZM244 251V250H243ZM172 255L173 254V251H171ZM174 252V253H175ZM181 252V251H180ZM197 252V251H196ZM201 252V250H200ZM204 252V251H203ZM206 252V251H205ZM245 252V251H244ZM263 252V251H262ZM97 254L100 253L99 250L96 252ZM96 253H90V257L92 255V259L94 257V259L97 257L96 256ZM131 253V252H130ZM129 253V254H130ZM132 253H133V250H132ZM140 253V252H139ZM167 253V252H166ZM175 253V255H176ZM217 253V252H216ZM220 254V257L221 260L218 261L217 257L214 258L215 260L217 259V263L216 264H221L223 263L222 258L221 257V253H224L223 255H226V252H219ZM258 253V252H256ZM254 252V255H249L250 258L252 257L254 259V256L256 254ZM102 254V253H101ZM143 254V253H142ZM141 254V255H142ZM203 254V253H202ZM163 255V254H162ZM229 255V253H228ZM242 255V254H240ZM143 256V255H142ZM159 256V255H158ZM167 256V255H166ZM170 256V254H169ZM187 256V255H186ZM215 256V255H214ZM257 256V255H256ZM101 257V255H100ZM127 257H133V256H129L127 255ZM140 256L137 255L136 258H138L140 261ZM146 257V255H145ZM165 256H163V259H164ZM180 257H181V254H180ZM200 257V256H199ZM213 257V256H212ZM211 257V258H212ZM119 258V256H118ZM121 258V257H120ZM162 258V257H161ZM171 258V257H170ZM177 258V257H176ZM193 258V256H192ZM207 258V257H206ZM242 258V257H241ZM240 258V259H241ZM242 258V259H243ZM99 259L98 257L95 259L97 260ZM102 260H99L97 261L98 264H102L101 261H103V258L101 257ZM129 261H130V264H131V261H132V258L130 260V258H128ZM127 259V260H128ZM143 259H144V256H143ZM186 263H187V259L184 258ZM93 262L91 260L87 261L88 264H94V261ZM122 260V258H121ZM146 260V259H145ZM151 260V259H150ZM169 260V259H167ZM171 260H173L175 262V259L171 258ZM180 260V259H178ZM176 260V261H178ZM183 260V259H182ZM181 260V261H182ZM209 260V259H208ZM225 260V259H224ZM231 260V259H230ZM124 260H122V263L124 264L123 262ZM128 261V262H129ZM137 261V260H136ZM137 261V262H138ZM153 261V260H152ZM189 261V260H188ZM241 263H240V262ZM253 261V260H251ZM257 261V260H256ZM135 262V261H133ZM137 262H135L137 264ZM168 262V261H167ZM172 262V261H171ZM212 262V261H211ZM226 262V261H225ZM232 261H230L231 263ZM104 263V262H103ZM127 263V261H126ZM169 263V262H168ZM180 263V262H179ZM191 263V262H190ZM200 263V261L198 262ZM210 263V262H209ZM213 263V262H212ZM138 264H140L138 262ZM145 264V263H143ZM154 264H155V261H154ZM157 264V263H156ZM166 264V262H165ZM171 264V263H170ZM175 264V263H174ZM189 264V263H188ZM231 264H235V263H231Z\"/></svg>",
    "mask_w": 264,
    "mask_h": 264
}]
</instances>
